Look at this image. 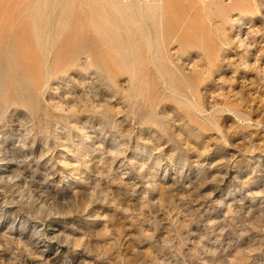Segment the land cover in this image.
Masks as SVG:
<instances>
[{
    "label": "rangeland",
    "instance_id": "374dc122",
    "mask_svg": "<svg viewBox=\"0 0 264 264\" xmlns=\"http://www.w3.org/2000/svg\"><path fill=\"white\" fill-rule=\"evenodd\" d=\"M0 264H264V0H0Z\"/></svg>",
    "mask_w": 264,
    "mask_h": 264
}]
</instances>
